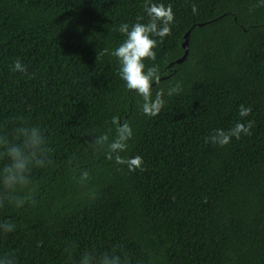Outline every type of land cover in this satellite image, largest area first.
Returning <instances> with one entry per match:
<instances>
[{"label": "trees", "instance_id": "obj_1", "mask_svg": "<svg viewBox=\"0 0 264 264\" xmlns=\"http://www.w3.org/2000/svg\"><path fill=\"white\" fill-rule=\"evenodd\" d=\"M170 34L155 37L160 85L179 81L155 117L137 109L115 57L117 27L144 17V0H0V132L39 123L54 167L38 203L0 238L16 264H72L86 248H123L131 264H264V7L256 0H163ZM198 13L193 15L191 4ZM146 19V17H144ZM188 31V52L181 43ZM19 58L25 73L10 71ZM31 74V75H29ZM251 107L249 135L226 146L205 142ZM134 128L128 170L93 153L87 132L112 114ZM11 138V136H10ZM92 166L94 198L83 197L65 166ZM44 175V173H37Z\"/></svg>", "mask_w": 264, "mask_h": 264}, {"label": "clouds", "instance_id": "obj_2", "mask_svg": "<svg viewBox=\"0 0 264 264\" xmlns=\"http://www.w3.org/2000/svg\"><path fill=\"white\" fill-rule=\"evenodd\" d=\"M264 7V0H256ZM144 17H137L132 23L122 22L117 30L123 40L114 48L103 47L97 56L109 55L116 58L117 74L126 90L139 97L138 111L147 117H155L166 104V98L182 91L181 83H169L167 87H156L161 81V67L157 63L146 65L145 60L155 61L157 46L155 37L163 38L170 34L174 24V12L170 3L163 0H144ZM193 15L198 13L195 3L191 4ZM10 71L25 73L27 70L19 58L14 59ZM31 75V74H29ZM251 112L250 106H238V116L228 129H213L205 137L206 143L220 147L228 145L233 138L249 135L253 122L244 119ZM102 131L92 130L89 141L93 153L117 165L123 164L128 170L140 168L143 159L140 155L127 156L129 142L133 139L134 128L118 114H112ZM11 136V138H10ZM53 147L45 129L39 123L20 120L11 133L0 132V238L7 237L17 229L18 215L34 207L48 183V173L54 167ZM70 179L80 194L88 199L94 198L95 189L91 184L93 169L88 163L71 158L65 165ZM44 173V175H37ZM68 252V262L72 264V254ZM0 264H16L14 255H0ZM75 264H131L123 248L97 251L86 248Z\"/></svg>", "mask_w": 264, "mask_h": 264}, {"label": "water", "instance_id": "obj_3", "mask_svg": "<svg viewBox=\"0 0 264 264\" xmlns=\"http://www.w3.org/2000/svg\"><path fill=\"white\" fill-rule=\"evenodd\" d=\"M181 46L183 48V54L179 58H177L175 60V62H181L187 56V52H188V31L184 34V40L181 43Z\"/></svg>", "mask_w": 264, "mask_h": 264}]
</instances>
